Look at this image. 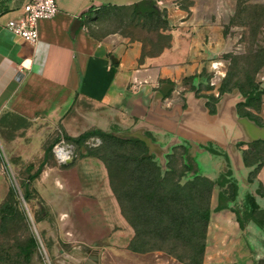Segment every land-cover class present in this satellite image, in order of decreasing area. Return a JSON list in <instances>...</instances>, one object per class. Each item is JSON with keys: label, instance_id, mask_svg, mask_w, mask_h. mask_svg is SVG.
<instances>
[{"label": "crops", "instance_id": "0c3cea01", "mask_svg": "<svg viewBox=\"0 0 264 264\" xmlns=\"http://www.w3.org/2000/svg\"><path fill=\"white\" fill-rule=\"evenodd\" d=\"M27 1L0 0V115L9 111L32 122L74 110L70 116L78 126L85 117L93 124L71 137L116 125L148 133L170 145L168 152L185 142L195 154V143L219 150L264 140L254 123L238 116L242 97L237 89L219 97L213 116L206 99L189 89L213 74V64L223 71L220 56L227 43L222 30L234 5L264 0H162L155 6L167 26L157 32L129 28L130 8L142 0H56L55 17L37 24L35 45L5 28ZM114 12L119 14L111 17ZM201 93L216 96L217 90ZM85 105L87 112L81 109ZM239 158L242 162L240 151ZM263 174L264 164L256 179ZM216 204L212 191L210 206ZM116 221L128 228L119 211Z\"/></svg>", "mask_w": 264, "mask_h": 264}, {"label": "rangeland", "instance_id": "374dc122", "mask_svg": "<svg viewBox=\"0 0 264 264\" xmlns=\"http://www.w3.org/2000/svg\"><path fill=\"white\" fill-rule=\"evenodd\" d=\"M112 22L116 28L118 23ZM138 25L130 23L129 28L136 29ZM222 33L227 43L226 51L220 56L224 75L218 77L214 86L209 84L212 75L204 76L203 86L218 90L227 76L230 85L238 84L244 91L251 83L256 85V92L264 90V4L236 3ZM162 39L159 38V43H163ZM263 95L258 110L251 112L264 121ZM241 97L243 103L245 98ZM81 109L87 112L88 105ZM73 111L58 119L29 122L24 130H0V264H183L173 254L179 253L186 260L192 245L185 237L176 244L152 245L144 253L129 250L133 230L129 225L121 227L120 221H116L118 211L125 222V215H129L128 206L116 195V191L120 194L125 190L121 183L123 172L117 166L109 167L117 173L112 183L108 166L87 155L101 146L98 137H91L82 145L66 140L65 136L74 130L80 133L93 124L85 117L84 124L78 126L77 120H71ZM257 128L258 135L264 137V128ZM90 130L95 129L87 131ZM105 133L144 140L156 163L165 170L164 155L171 148L167 143L159 144L139 130L116 125H110ZM48 147L51 150L44 160ZM57 148L66 156L56 155ZM193 148L196 172L211 181H217L221 175L228 179L229 167L237 185V196L230 207L244 220V229L240 230L230 210L211 211L202 264H257L264 260V226L257 227L247 217L249 206L245 202L247 194L254 195L258 185H264V174L253 182L247 181L250 169L239 158V151L246 146L238 148L231 143L225 149L219 148L227 161L221 155L208 154L196 143ZM179 153L177 150L172 165L176 172L181 170ZM43 160L41 172L32 179ZM28 166L32 167L31 171ZM218 190L214 188L213 194L217 195ZM255 199L258 207L264 209V197L256 195ZM214 208L215 205L210 206L211 210ZM120 231L119 237H111ZM30 239L34 240V246L26 251Z\"/></svg>", "mask_w": 264, "mask_h": 264}, {"label": "trees", "instance_id": "16d2710c", "mask_svg": "<svg viewBox=\"0 0 264 264\" xmlns=\"http://www.w3.org/2000/svg\"><path fill=\"white\" fill-rule=\"evenodd\" d=\"M130 9L129 26L130 23H134L133 21L140 22V20L141 23H138L140 28L150 32L163 30L167 26L163 11L159 10L152 0H142ZM113 14L116 17L119 13L114 12ZM193 78H185L184 82ZM203 84L202 81L197 87L190 86L189 89L194 91L197 97L206 99L205 105L209 115L216 114V103L219 97L229 93L232 89H237L245 98L243 103L236 104L238 116L247 119L259 128H264V121L257 113L251 112V110H258V102L261 95L264 94V90L256 92V85L251 83L250 88L244 91L238 84L230 85L227 76H225L217 90V95L214 96L201 93V91L212 90ZM28 126V121L9 111H4L0 115V130L15 132L24 130ZM144 135L154 141L148 133ZM91 137H98L102 144L99 148L88 151L87 155L102 160L108 166L110 182L113 183L117 173L109 170V167L117 166L119 172H123L121 183L125 190L120 194L115 191L118 199L128 206L129 215H125V220L134 233L128 244L131 252L144 253L151 250L152 245L176 244L185 237L191 243L192 251L187 254L186 260L179 253L173 254V256L183 264H202L211 211L230 210L235 215L239 229H244V220L238 211L230 207L237 196V185L231 178V170L228 165L226 172L228 179L221 175L217 181H211L196 172L195 155L191 145L187 142L173 147L165 155L166 163L165 170H163L156 163L146 142L142 139L119 138L113 133H105L100 130L85 131L76 138L65 136L66 140L77 145H82ZM241 146H246V149L241 150L243 165L250 169L247 181L253 182L264 164V140L257 139L248 144H237L238 148ZM202 149L211 155H221L227 161L222 150H216L211 145L202 146ZM50 150L48 147L44 151V160ZM177 150L180 151L179 155L182 162L179 172H176L172 166ZM44 160L32 174V179L41 172ZM27 169L31 171L32 167L28 166ZM127 175L128 179H126ZM226 184L227 186H225ZM216 187L219 189L217 204L211 210V195ZM223 187L224 190H222ZM256 195L264 197L262 184L258 185ZM23 199H27L26 194H24ZM245 202L249 206L247 217L257 227H263L264 209L258 207L254 197L250 194L245 196ZM29 241L25 247L26 251H30L31 247L34 246V240L30 239ZM257 264H264V260Z\"/></svg>", "mask_w": 264, "mask_h": 264}, {"label": "built area", "instance_id": "2783aa9c", "mask_svg": "<svg viewBox=\"0 0 264 264\" xmlns=\"http://www.w3.org/2000/svg\"><path fill=\"white\" fill-rule=\"evenodd\" d=\"M156 6L162 5V0H153ZM58 12L56 0H28L22 7L19 17L6 22L5 28L14 36H17L31 45H35L38 40L37 24L42 20H50ZM213 74L210 78V86L216 85L218 77H223L217 71V64H213ZM262 106L264 107V95L262 96Z\"/></svg>", "mask_w": 264, "mask_h": 264}, {"label": "bare ground", "instance_id": "6f19581e", "mask_svg": "<svg viewBox=\"0 0 264 264\" xmlns=\"http://www.w3.org/2000/svg\"><path fill=\"white\" fill-rule=\"evenodd\" d=\"M55 153H56V155H58L60 157H65L66 156V154L62 150H60L58 148L55 150Z\"/></svg>", "mask_w": 264, "mask_h": 264}]
</instances>
